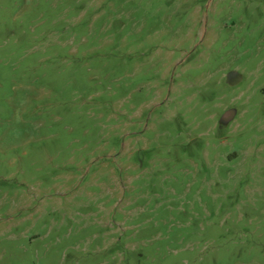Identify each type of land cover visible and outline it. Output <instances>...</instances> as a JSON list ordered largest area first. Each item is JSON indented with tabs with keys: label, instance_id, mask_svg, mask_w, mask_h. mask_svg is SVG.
<instances>
[{
	"label": "rangeland",
	"instance_id": "obj_1",
	"mask_svg": "<svg viewBox=\"0 0 264 264\" xmlns=\"http://www.w3.org/2000/svg\"><path fill=\"white\" fill-rule=\"evenodd\" d=\"M0 264H264V0H0Z\"/></svg>",
	"mask_w": 264,
	"mask_h": 264
},
{
	"label": "flooded vegetation",
	"instance_id": "obj_2",
	"mask_svg": "<svg viewBox=\"0 0 264 264\" xmlns=\"http://www.w3.org/2000/svg\"><path fill=\"white\" fill-rule=\"evenodd\" d=\"M228 116H224L222 119H221V124L224 123L226 120H227Z\"/></svg>",
	"mask_w": 264,
	"mask_h": 264
},
{
	"label": "water",
	"instance_id": "obj_3",
	"mask_svg": "<svg viewBox=\"0 0 264 264\" xmlns=\"http://www.w3.org/2000/svg\"><path fill=\"white\" fill-rule=\"evenodd\" d=\"M226 116H229L230 115V113H227V114H225Z\"/></svg>",
	"mask_w": 264,
	"mask_h": 264
}]
</instances>
